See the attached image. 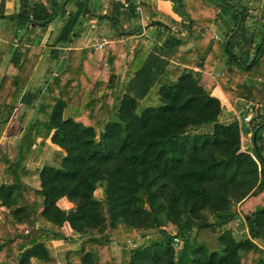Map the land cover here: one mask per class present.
I'll use <instances>...</instances> for the list:
<instances>
[{
	"label": "trees",
	"instance_id": "obj_1",
	"mask_svg": "<svg viewBox=\"0 0 264 264\" xmlns=\"http://www.w3.org/2000/svg\"><path fill=\"white\" fill-rule=\"evenodd\" d=\"M171 1L185 38L168 37L162 51L201 40L171 57L141 44L123 62L124 38L135 30H121L97 66L89 48L68 51L63 68L32 90L42 48L14 51L15 75L0 78V138L19 104L33 115L13 156L0 147L9 179L0 182V264L49 261V240L73 244L64 264H264V127L253 137L264 122V9L250 19L241 0ZM127 5L133 12L134 2ZM55 12L22 0L5 15L0 0V18L23 24L44 26ZM79 14L57 44L71 42ZM219 21L222 38L210 30ZM157 82L159 103L139 111ZM83 100L79 116H63ZM227 102L241 103L244 114L221 120ZM250 112L247 142L242 119ZM48 138L64 150L59 164L29 171L27 158ZM32 175L38 187L25 182ZM63 196L73 210L59 207ZM64 222L76 238L63 233Z\"/></svg>",
	"mask_w": 264,
	"mask_h": 264
},
{
	"label": "crops",
	"instance_id": "obj_2",
	"mask_svg": "<svg viewBox=\"0 0 264 264\" xmlns=\"http://www.w3.org/2000/svg\"><path fill=\"white\" fill-rule=\"evenodd\" d=\"M2 1L4 14L11 15L18 12L22 0ZM35 1L45 5L49 11H56L54 16L44 26L30 23L23 24L18 19L0 18V78L4 75H15L17 69L12 61L15 50L24 52L25 49L33 44L42 48L28 85V88L32 90L44 85L46 81L50 80L55 73L63 68L68 51L89 48L91 50L90 62L97 66L104 52V47L98 48V44L103 39L110 42L120 39L119 31L121 30H135L133 34L124 38L125 47L121 54L123 62L130 60L133 52L141 44L152 50L162 52V55L171 57L175 50L186 51L192 45H198L201 41L200 39H191L187 45H180L174 49L162 51L168 37L185 38L184 32L179 35L176 34L175 23H185L186 21L171 0H132L135 4L133 12L128 9V5L124 6L123 4V1L127 3L128 0H117L113 5L110 4L109 0H31L32 3ZM83 3L84 6H82ZM78 10H80V14L71 32V42L68 44H57L56 39L62 27L71 18L72 14H75ZM164 24H170V29L166 28ZM216 24L212 23L210 26V30L214 34H217L218 31ZM124 70L125 68L123 67L121 69L122 74ZM158 87L159 83L157 82L150 92L139 100V111L159 103ZM216 93L224 97L219 86L216 87ZM83 103L84 100L80 104L69 103L63 112V116L65 118L79 116L83 109ZM235 113L233 105L227 102L225 107H223L220 119L229 121L234 117ZM32 115L33 110L25 109L22 104H19L1 135L0 147L12 156L23 120L27 121ZM248 128V123L244 122V135L250 133ZM63 155L64 150L52 143L50 138H48L43 145L31 152L25 164L27 169L33 172L44 165L57 166ZM8 180L0 166V182H8ZM25 182L34 187L39 186V180L36 175L26 177ZM96 195L101 196L102 191L98 189ZM58 205L65 212L73 210L75 206L65 196L59 198ZM61 229L65 235L76 238L67 222H64ZM46 244L51 252V259L46 262L34 259L31 264H64V252L73 247L71 242L64 240H49Z\"/></svg>",
	"mask_w": 264,
	"mask_h": 264
},
{
	"label": "rangeland",
	"instance_id": "obj_3",
	"mask_svg": "<svg viewBox=\"0 0 264 264\" xmlns=\"http://www.w3.org/2000/svg\"><path fill=\"white\" fill-rule=\"evenodd\" d=\"M244 5L247 7L248 9V13L250 14V19L251 18H254V17H259L262 13H263V9H264V0H241ZM218 26V31H217V34H214V35H217L219 36L220 38L221 37V34L224 32H226V29L224 28L223 24L221 21H219L217 24ZM216 36V37H217ZM122 73V71H121ZM242 104L239 103V107L237 105H233V110L237 112V114L239 113L240 115L244 114V112L241 111V106ZM247 107V106H246ZM242 138H245V135H243ZM244 146H246V143H244ZM234 228V231L235 232H240L242 231V229H238L237 226H233ZM244 232H246V230H244ZM119 252H120V246L119 245H116V244H113V254L118 257L119 256Z\"/></svg>",
	"mask_w": 264,
	"mask_h": 264
},
{
	"label": "built area",
	"instance_id": "obj_4",
	"mask_svg": "<svg viewBox=\"0 0 264 264\" xmlns=\"http://www.w3.org/2000/svg\"><path fill=\"white\" fill-rule=\"evenodd\" d=\"M123 4H124V6H127V3L126 2H124L123 1ZM136 9L137 10H139V8L138 7H136ZM216 37V36H215ZM217 38V37H216ZM111 42L110 41H108V40H106V39H103L99 44H98V48H102V47H104L105 45H108V44H110ZM21 50H23V49H21ZM195 69H198V68H195ZM251 117H252V113L250 112V113H247L246 115H244V117H243V121L244 122H249L250 120H251ZM243 140H246L247 142H251V135H246L245 136V138H242Z\"/></svg>",
	"mask_w": 264,
	"mask_h": 264
},
{
	"label": "water",
	"instance_id": "obj_5",
	"mask_svg": "<svg viewBox=\"0 0 264 264\" xmlns=\"http://www.w3.org/2000/svg\"><path fill=\"white\" fill-rule=\"evenodd\" d=\"M226 45H227V43H226ZM258 50H259V47L255 49V53H254V57H253V59L257 56ZM251 106H253V105H251ZM262 127H264V122H263L262 124H260V125L254 130V132H253V137H254V138H255V136H256V134H257L258 129H259V128H262Z\"/></svg>",
	"mask_w": 264,
	"mask_h": 264
}]
</instances>
